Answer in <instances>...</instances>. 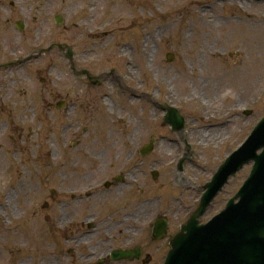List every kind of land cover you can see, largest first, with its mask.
Returning <instances> with one entry per match:
<instances>
[{"label": "rangeland", "instance_id": "rangeland-1", "mask_svg": "<svg viewBox=\"0 0 264 264\" xmlns=\"http://www.w3.org/2000/svg\"><path fill=\"white\" fill-rule=\"evenodd\" d=\"M198 1L0 0V65L15 63L53 45L38 59L9 64L0 71V264H22L23 254L31 247H37L42 240L48 242L45 238L51 236L59 240L58 234L65 229H56L52 223L55 211L61 214L56 225H65L73 218L74 210L79 215L78 221L99 219L110 211L115 222H121L119 228L131 237L132 233L140 232V225L151 218L153 210H160L159 216H165L171 224L175 221L177 226L178 218L182 220L188 207L186 201L192 203L199 194L197 190L177 187L178 182L173 180L178 149L171 142L168 128L161 124L162 111L145 105L128 92H118L111 81L96 93L90 91L94 97L103 92L110 95V100L104 103L106 111L102 112L95 104V109L86 107L80 112H68L88 133L71 135L77 129L69 132L66 145L78 140L80 146L67 148L74 151L73 157L72 153L63 154L59 158L61 163L55 166L58 150L55 131L61 115L55 105L62 98L80 103L90 95L85 85L73 79L58 45L72 48L76 64L91 75L115 71L121 75L124 89L142 93L151 90L160 104L168 103L179 109L190 125L192 146L195 150L200 148V158L194 164L183 163V169L196 180L197 186L202 187L211 179L224 157L241 145L263 118L264 8L243 10L237 2L233 5L226 2L218 5L216 11L210 10L216 0ZM207 7L203 14L202 9ZM55 15L62 17L61 26L55 25ZM18 21L24 24L22 33L14 28ZM169 53L173 56L170 64L165 60ZM251 76L253 87L249 89L246 84ZM241 77L244 79H238ZM218 81L224 83L218 85L220 89L215 85ZM140 95L136 97L142 98ZM196 98L202 99L206 107ZM140 109L145 115L155 110L158 123L138 124ZM242 110L252 111L251 116H243ZM204 117L210 120L207 124H219L217 127L223 130L206 128ZM137 125L142 136L129 141ZM207 134L213 137L201 138ZM151 136L162 137L156 141L155 151L144 159L135 156L132 160L143 171V182L137 188L129 192L120 187L119 192L116 190L109 197L80 205L69 198L72 194L82 195L90 186L118 174L133 146L147 143ZM90 147L98 153L104 147L102 152L107 153L109 169L98 172L84 153ZM152 169L159 172L157 182L148 176ZM249 171L250 165L230 178L228 186L208 208L204 221L224 208ZM128 178L133 180L134 176ZM56 180L63 181L62 190L67 192L63 199L72 202L71 207L63 202L56 208V202L62 200L50 194ZM120 193H125L132 205L134 201L145 204L140 219L136 220L137 216L134 222L130 219L134 211L130 210L131 205L126 209ZM108 199L114 203L105 209L102 201L107 203ZM178 199L185 201L184 206H179ZM44 203L46 207H42ZM120 211L126 212L125 218L117 220L115 214ZM115 231L108 232L112 243L118 239ZM147 237L146 234L139 238L140 246L144 253L154 257L156 264L160 257L154 253L161 241Z\"/></svg>", "mask_w": 264, "mask_h": 264}, {"label": "flooded vegetation", "instance_id": "flooded-vegetation-1", "mask_svg": "<svg viewBox=\"0 0 264 264\" xmlns=\"http://www.w3.org/2000/svg\"><path fill=\"white\" fill-rule=\"evenodd\" d=\"M96 77H93L91 81L84 82L86 87L89 89L90 95L84 98L80 103L79 100H75V99L67 102L66 99L62 98L59 101H64L69 103L68 105L69 109L74 112L75 111L80 112L86 109V107L95 109L94 105L95 104L97 105L95 99L96 97H94V94H92L90 91L96 93L101 89L102 83H106V80L101 81L98 79V77L97 78ZM79 83L83 84L82 82ZM88 85H92V87H88ZM84 103H85V108H84ZM72 119L73 117H71L70 122H65V123L61 122L62 121L61 117L60 120H58V122L60 123L56 127L60 130V134H59L60 137L59 139H57V144H56L58 150L56 152L57 154H56L55 166H59V164L61 163V159L59 158H61L63 154L68 156L72 153V157H73L74 151L70 152L69 150H67V148L71 149V145L70 146L66 145L67 143L66 137L70 134L69 132L77 129V125L75 122L72 121ZM75 134L76 133L73 131L71 135H75ZM21 136H22L21 133H18V138L21 139L22 138ZM63 140L65 143H63ZM76 145L78 147L80 146V143H76ZM92 149L93 147H90L88 148V150L90 151L84 153L85 156L89 158V161L90 162L92 161L94 163L96 169H98V172L102 173L101 169L103 170L109 169V164L106 158L107 153L102 152L104 147L100 149L101 151L99 153L97 151L93 152L94 150ZM94 149L96 148L94 147ZM127 172H129L131 176H134L133 180L128 178L130 175L127 176ZM132 172H136V175H133ZM121 173L123 176L121 183L112 182L115 179L114 178L115 175H114L113 177L112 176L109 177L107 180L101 181L98 185L90 186L86 193L79 196L72 194L69 196V198L72 199L73 202H76V204L79 205L81 203H87L91 199H94L93 201L95 202L105 197H109V195L113 194L116 190L119 192L120 187L127 188L129 192H131L132 190L137 188V186L142 182L143 171L141 167L136 164H134L133 166H127V167L124 166ZM106 181L109 183L111 182L107 188L103 186V183ZM136 182H138V185H136ZM54 184H55L54 197L57 196L60 197L57 200L62 199L61 201L56 202V208L59 206V203L62 204L63 202L67 207H71L72 202L63 199L67 193L66 191L62 190L63 181L56 180V183ZM120 199L125 203L126 209L128 208L129 205L132 206L130 207V210H133L134 214L130 216V219L133 222L136 216H137L136 220L141 218L140 214L142 213V207L145 206L144 203L138 204L134 201L132 205L129 199L126 197L125 193H120ZM112 202L111 199H108L107 203L102 201L105 209H110L111 208L110 204ZM102 203L99 204H101L103 207ZM114 214L115 213H113V215ZM125 214L126 212L120 211L119 214H115V215H118L119 217L117 218V220H121V217L125 218ZM60 215L61 214L59 213L56 214L55 211L54 220L52 222L56 227V229H60V230H62V228L65 229V231H63L61 234H58L59 240L57 239V237L53 238V236H51L49 239L45 238L50 242L42 240V243L39 242L37 247L36 246L31 247L29 251H26V255L24 258L25 264H153L154 261H156L154 257L152 255L149 256L148 253H144L143 248L140 246L141 245L140 242H142V240L140 239L143 238L146 234L148 236L147 237L148 240H152L154 242L161 241L160 245L162 246L160 247L158 246L154 253L155 256L160 257V261H157L156 264H161L164 256L168 251L169 242L171 241L173 236L177 233L178 226L180 224L179 223L176 226L174 223L175 221H173L171 224L169 223V221L166 219L165 216L161 217L164 218V220H166L167 229L162 239H156L154 237L153 228H154L155 220H158L160 217H159V211L153 210L150 211L151 218L147 219L144 225L143 223L142 225H140L139 227L140 232L136 234L137 236L135 235V233H132L131 237H127L124 230L122 228H119L121 222L116 223L110 211H108L107 216L105 215L102 218L100 217L99 219L93 217L90 219L86 218L84 219V221H78L79 215L74 210L73 218L71 220L65 223V225H61V224L56 225V223L60 222L61 220ZM107 218L108 220H106ZM102 225L104 227H102ZM100 228L103 229L102 234L100 233ZM111 229L116 230L115 231L116 235H118L117 237L118 239L117 241H115V243L111 242V236L108 233L110 232ZM110 242L111 245H109ZM112 252H125V254L127 253L129 256H127V258L124 259L115 260V258L112 257Z\"/></svg>", "mask_w": 264, "mask_h": 264}, {"label": "water", "instance_id": "water-1", "mask_svg": "<svg viewBox=\"0 0 264 264\" xmlns=\"http://www.w3.org/2000/svg\"><path fill=\"white\" fill-rule=\"evenodd\" d=\"M56 23L60 24V21L57 18ZM251 140V150H244L239 154L234 155L226 161L222 168H220L219 172L214 177L212 184L208 186V197L210 196L211 198L216 193L220 188V185L225 182L230 173H234L237 168L249 159H255L256 150L261 147L264 149V120L254 131ZM257 160L259 161L257 165H255L248 182L240 192L242 202L238 206H232V203H230L227 211L214 220L209 226L201 229V232H206L207 234L235 232L239 236V248L242 249L248 248L244 242L248 244L249 241H252L253 239L259 240L260 235H264V152ZM204 200L199 211L195 215L196 217L204 210ZM244 201L246 204H244ZM194 223V221H191L184 230L189 233L193 232L192 230L194 229L191 228L195 227ZM188 238L189 237L178 236L176 238V241H178L177 245H179V242L181 243V241L188 240ZM191 240L197 241L198 243L200 242L204 245L210 241V238L192 237ZM197 247H199V245H197ZM247 254L248 252H245V250L239 251L238 255L240 261L247 258ZM175 257L176 253L172 252L170 255L171 262H173ZM250 263H252V260L248 258V261L245 264ZM255 264H257V262H255Z\"/></svg>", "mask_w": 264, "mask_h": 264}, {"label": "bare ground", "instance_id": "bare-ground-1", "mask_svg": "<svg viewBox=\"0 0 264 264\" xmlns=\"http://www.w3.org/2000/svg\"><path fill=\"white\" fill-rule=\"evenodd\" d=\"M190 1H193V0H190ZM221 0H219L218 2H216V3H213L212 5H213V7L215 6V8H211V6H210V10L211 9H215L216 11L218 10V5H222V4H225L226 2H227V4H229V5H232V3H235V2H233L232 0H227L226 2H223L222 4L221 3H219ZM198 2H200V3H204V0H199ZM222 2V1H221ZM199 4L198 3H196V6H198ZM238 5H240L241 6V8L243 9V10H250V9H252V8H255V7H260L261 9L262 8H264V3H262V2H252V1H239V3H238ZM208 10V8H203L202 9V13L203 14H205L206 13V11ZM42 28H43V26H42ZM41 28V29H42ZM242 76V75H241ZM222 78V77H221ZM238 79H244V77H241V78H238ZM252 79H253V76H251L250 78H249V81L247 82V84H246V86H248V88L250 89L251 87H253V82H252ZM213 80V79H212ZM237 79H234L233 80V83H236V86H237ZM219 83L218 84H215L216 86H217V89H220V87H221V85H223L224 83H222V84H220V82L221 81H218ZM220 87H219V86ZM203 88H204V86L200 89V90H203ZM226 89H229V88H226ZM152 102V101H151ZM203 106H205L206 107V104L203 102V104H202ZM209 103H207V106L209 107ZM229 114H231L232 113V109L230 108L229 109V112H228ZM220 129V127H217V126H213V127H209L208 129ZM220 130H223V129H220ZM206 136V137H205ZM205 136H201V138H203L204 137V139H210V138H212L213 137V135H205ZM201 140H203V139H201ZM188 260H190L189 258H187Z\"/></svg>", "mask_w": 264, "mask_h": 264}]
</instances>
